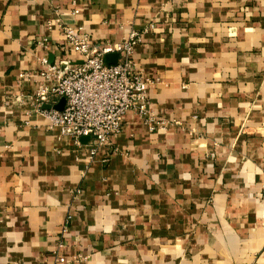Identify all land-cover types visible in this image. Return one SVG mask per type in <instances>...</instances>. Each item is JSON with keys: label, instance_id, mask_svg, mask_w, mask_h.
I'll return each mask as SVG.
<instances>
[{"label": "crops", "instance_id": "1", "mask_svg": "<svg viewBox=\"0 0 264 264\" xmlns=\"http://www.w3.org/2000/svg\"><path fill=\"white\" fill-rule=\"evenodd\" d=\"M65 27L141 37L155 120L95 155L22 77L82 59ZM0 264H264V0H0Z\"/></svg>", "mask_w": 264, "mask_h": 264}, {"label": "built area", "instance_id": "2", "mask_svg": "<svg viewBox=\"0 0 264 264\" xmlns=\"http://www.w3.org/2000/svg\"><path fill=\"white\" fill-rule=\"evenodd\" d=\"M64 29L67 47L82 59L69 60L63 70L62 65L44 58L45 71L28 72L22 77L44 80L45 84L37 93L36 106L41 111L46 105L52 106L50 110L43 109L51 128L58 130L61 138H71L78 146H84L83 138H90L86 146L95 155L121 134L129 112H135L146 122L155 120L148 109L147 81L136 70L133 58L141 37L133 32L124 42H107L100 49H94L87 40L78 39L67 27ZM112 54L120 56L116 65L105 62V57ZM63 99L66 100L64 110H56L54 107ZM63 247L61 244L60 248Z\"/></svg>", "mask_w": 264, "mask_h": 264}, {"label": "water", "instance_id": "3", "mask_svg": "<svg viewBox=\"0 0 264 264\" xmlns=\"http://www.w3.org/2000/svg\"><path fill=\"white\" fill-rule=\"evenodd\" d=\"M119 59H120L119 54L107 55V56L105 57V62H106V64H108V65H116V64H118ZM81 63H82V62H81ZM62 68H63V70H65V69L67 68V64H66V63L62 64ZM65 105H66V100L63 99V100L61 101V103H60L59 105L55 106L54 108H55L56 110H58V111H63L64 108H65ZM45 109L50 110V109H52V106L47 105V106H45ZM89 141H90V138H83V139H82V143L85 144V145H86Z\"/></svg>", "mask_w": 264, "mask_h": 264}]
</instances>
